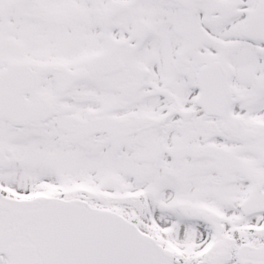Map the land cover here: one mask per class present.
Listing matches in <instances>:
<instances>
[{
	"label": "snow or ice",
	"instance_id": "snow-or-ice-1",
	"mask_svg": "<svg viewBox=\"0 0 264 264\" xmlns=\"http://www.w3.org/2000/svg\"><path fill=\"white\" fill-rule=\"evenodd\" d=\"M0 264H264V0H0Z\"/></svg>",
	"mask_w": 264,
	"mask_h": 264
}]
</instances>
